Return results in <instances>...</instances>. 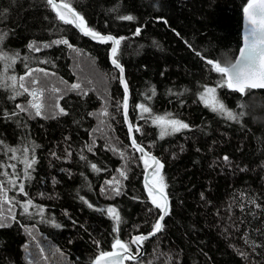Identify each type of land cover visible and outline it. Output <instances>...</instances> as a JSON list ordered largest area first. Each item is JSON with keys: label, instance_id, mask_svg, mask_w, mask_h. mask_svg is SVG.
I'll return each instance as SVG.
<instances>
[{"label": "trees", "instance_id": "obj_1", "mask_svg": "<svg viewBox=\"0 0 264 264\" xmlns=\"http://www.w3.org/2000/svg\"><path fill=\"white\" fill-rule=\"evenodd\" d=\"M60 1L117 38L135 138L164 163V227L128 264H264V89L224 73L253 0ZM111 47L48 0H0V264H93L158 227Z\"/></svg>", "mask_w": 264, "mask_h": 264}, {"label": "water", "instance_id": "obj_2", "mask_svg": "<svg viewBox=\"0 0 264 264\" xmlns=\"http://www.w3.org/2000/svg\"><path fill=\"white\" fill-rule=\"evenodd\" d=\"M58 18L72 25L80 34L97 44L112 43L109 51L111 64L120 72L121 84L125 90L124 116L129 132L131 145L142 153L143 160L147 164L143 185L149 196L162 199L164 206L158 221V227L145 234L132 237L131 243L139 249L137 254L131 252L127 245L118 241L112 250L98 255L93 264H128V261L139 260L144 252V241L157 236L164 227L165 219L170 209V201L167 194L153 184V179L164 170V163L135 138V131L130 118L131 92L128 88L125 67L115 59L119 50L117 38L109 34H100L89 30L87 23L70 4L60 0H48ZM224 73L234 89H264V0H253L244 10L242 19V44L232 64L224 68Z\"/></svg>", "mask_w": 264, "mask_h": 264}, {"label": "rangeland", "instance_id": "obj_3", "mask_svg": "<svg viewBox=\"0 0 264 264\" xmlns=\"http://www.w3.org/2000/svg\"><path fill=\"white\" fill-rule=\"evenodd\" d=\"M162 133H163V135H167L168 133H166V129H162ZM38 215H41L42 214V212H39V211H37L36 212ZM53 224V223H52Z\"/></svg>", "mask_w": 264, "mask_h": 264}, {"label": "bare ground", "instance_id": "obj_4", "mask_svg": "<svg viewBox=\"0 0 264 264\" xmlns=\"http://www.w3.org/2000/svg\"><path fill=\"white\" fill-rule=\"evenodd\" d=\"M4 55H5V54L2 53L1 56H0V58H1L2 60L4 59ZM2 60H0V65H1V63H2Z\"/></svg>", "mask_w": 264, "mask_h": 264}]
</instances>
